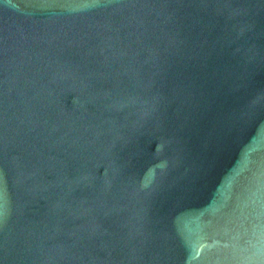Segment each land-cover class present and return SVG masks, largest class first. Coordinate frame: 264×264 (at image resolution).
Wrapping results in <instances>:
<instances>
[{
  "label": "water",
  "instance_id": "water-1",
  "mask_svg": "<svg viewBox=\"0 0 264 264\" xmlns=\"http://www.w3.org/2000/svg\"><path fill=\"white\" fill-rule=\"evenodd\" d=\"M0 264H264V0H0Z\"/></svg>",
  "mask_w": 264,
  "mask_h": 264
}]
</instances>
